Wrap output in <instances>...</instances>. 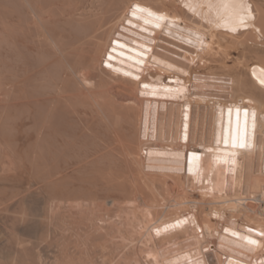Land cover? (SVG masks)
<instances>
[{"label":"bare ground","instance_id":"6f19581e","mask_svg":"<svg viewBox=\"0 0 264 264\" xmlns=\"http://www.w3.org/2000/svg\"><path fill=\"white\" fill-rule=\"evenodd\" d=\"M222 2L0 0V264H224L264 242L243 232L264 229V0L236 31ZM230 103L255 112L247 148Z\"/></svg>","mask_w":264,"mask_h":264},{"label":"snow or ice","instance_id":"6c2138e0","mask_svg":"<svg viewBox=\"0 0 264 264\" xmlns=\"http://www.w3.org/2000/svg\"><path fill=\"white\" fill-rule=\"evenodd\" d=\"M199 7H203L204 5H198ZM209 9H212L214 6L209 3L206 5ZM189 7H193V9L196 6L189 5ZM221 9L223 11L221 12ZM215 10L217 13V23H219L220 20H226L228 23L232 24V31H236L239 27H244L247 25V22L251 19V14H250V6L244 3V0H227V2H222L217 5H215ZM137 12L144 13L142 17L137 16ZM131 15L133 17H136L137 19H143L144 24H151L154 23V26L156 28H160L162 26H167L163 22L167 21V17L161 14H157L152 12L151 10L148 9H142L140 8L139 5L134 6V9L131 11ZM131 22V21H130ZM191 43V40L188 41ZM196 42L201 44L203 46V39L199 36H196ZM144 53H138V55H143ZM109 59H111V56H109ZM141 61H137V63H140ZM111 66V65H108ZM171 67V66H169ZM127 74V73H125ZM138 78V77H137ZM261 84H264V79L260 80ZM143 87L145 89L149 88L150 86L148 84H144ZM171 91V90H168ZM180 92V89H177V93ZM232 109H229V112L231 113ZM237 113H239L240 109H236ZM245 116L249 115V110L247 108L244 109ZM252 117V128L253 130L255 129L256 125V115L255 112L251 113ZM227 143V141H225ZM235 147L244 149L248 147V128H247V121L245 122V129H244V134L243 137L239 136L238 133V138L236 143L234 144ZM192 157L195 159L198 156V153L193 151L191 153ZM235 163V161H233ZM187 221H177V225L180 223H186ZM252 229H249V232H251ZM233 236H238L239 233L233 232ZM259 236L264 237V229H262L259 233ZM240 239L242 241H246V244L244 247L248 248L249 251L254 250L255 248H261L264 249V242L253 239L251 236H240ZM199 264V262H197ZM264 264V262H262Z\"/></svg>","mask_w":264,"mask_h":264},{"label":"rangeland","instance_id":"374dc122","mask_svg":"<svg viewBox=\"0 0 264 264\" xmlns=\"http://www.w3.org/2000/svg\"><path fill=\"white\" fill-rule=\"evenodd\" d=\"M67 11H68V10H67ZM232 52H233V54L230 56V59L228 60V63L230 62L229 64H232V63H233V61H234L233 59H235V58H236V55H237V52H234V51H232ZM232 56H233V57H232ZM232 60H233V61H232ZM31 65H33V64H31ZM30 68H31V69H30ZM30 68H29L30 70H33V71H34V69H32L33 67L30 66ZM37 70H38V69H36V71H37ZM31 72H32V71H31ZM31 72H30L31 75H33V74L35 73V72H32V73H33V74H32ZM37 72H38V71H37ZM34 75H35V74H34ZM80 109H81V108H80ZM79 111H80V112H83V111H81V110H79ZM81 130H83V129H79V133H78L79 135H83V133H82L83 131L80 132ZM81 133H82V134H81ZM31 204H32V203H31ZM31 204L29 205L30 207H31ZM33 205H36V204H33ZM29 206H28V207H29ZM30 207H29V208H30ZM32 208H33V206H32ZM30 209H31V208H30ZM11 214H12V213H11ZM11 214H10V215H11ZM12 215H14V214H12ZM58 232H59V231L56 232V234H58V235H54V236H55V239H58V240H55L54 242H52L53 244H51L52 246L50 245V248H49V246L46 247L47 244H45V243H44V245L42 246V250H43V247L45 248L43 253H46V255L49 256V257L61 254V248H60L61 244H60V243H61V241H62V234H63V233H62L61 231H60L61 233H60V232L58 233ZM71 234H72L73 236H72ZM74 234H75V233H70V234L68 233V234H67V235H69V238H70V237L72 238V239H70V240H72V241H73V240L76 241V242H74V243L71 241V243H72V244L70 243V244H71V247L69 246V245H70V244H69V245H68V250H67V252H68V254H70V255H72V256H75V257H76V255H77L76 258H80V257H82V254H81V253L85 250V248H83L84 245H83L81 242H79V240H78V241L76 240V239H78L77 236H76V234H75V237H76V239H75ZM63 235H64V234H63ZM58 236H59V237H58ZM59 239H61V240H59ZM50 240H51V239H50ZM58 241H60V242L58 243ZM57 244H59V246H58ZM77 244H79V245L82 244V245H80V246L78 245V246L76 247ZM74 247H75V249H77V250L73 249ZM79 247H80L81 249H80ZM69 249H70V250H69ZM78 249H80L82 252L79 251ZM83 249H84V250H83ZM57 250H58V251H57ZM73 251H74V252H73ZM78 251H79L80 253H78ZM52 252H54V253H52ZM75 252H76V253H75ZM58 253H59V254H58ZM72 253H74V254H72ZM54 254H55V255H54ZM75 254H76V255H75ZM78 254H80V257H79ZM95 255H96L97 258L94 257ZM99 255H100V254H92V257H91V258L93 259V257H94V260L96 259V261H98V262L100 261V262H101V261H102L101 258H100L101 255H100V257H99ZM99 259H100V260H99ZM100 262H99V263H100Z\"/></svg>","mask_w":264,"mask_h":264}]
</instances>
